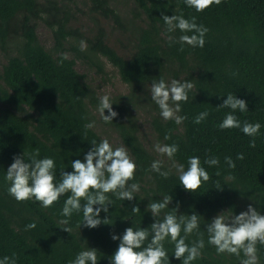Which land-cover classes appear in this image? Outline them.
<instances>
[{
  "label": "trees",
  "instance_id": "trees-1",
  "mask_svg": "<svg viewBox=\"0 0 264 264\" xmlns=\"http://www.w3.org/2000/svg\"><path fill=\"white\" fill-rule=\"evenodd\" d=\"M75 1L0 0V49L7 56L0 72V259L15 254L16 264H70L79 252L94 248L98 264H110L120 243L111 235L122 237L129 227L150 231L155 219L162 221L179 205L178 216H200L199 232L188 236L186 243L191 246L202 238L205 247L201 257L191 264H240L243 253L239 258L217 255L215 247L208 244L206 226L220 213L224 212L226 218L239 215L249 205L264 215V0H222L200 13L186 6L184 0H123L132 4L133 16L138 19V23L128 22L132 45L127 55L108 44L105 29L96 22L91 28L95 34L87 37L70 28L57 14L53 16L56 26L51 27L53 46L45 49L38 40L37 23L48 20L45 18L51 17L50 10H55L57 3H61L64 13ZM120 1L89 3L92 13L120 24L126 22L116 7ZM181 14L188 20L195 17L197 25L209 30L202 48L168 40L171 35L178 41L184 33L166 32L162 16ZM81 41L87 44L85 50H81ZM69 50L75 52L74 58L67 56ZM75 60L95 65L99 71L105 60L126 85L127 95L110 100L118 116L112 123H104L100 117V123L114 131L127 148L136 164L135 178L130 183L140 185L132 201H121L109 193L112 203L108 213L101 211L98 217L101 221L107 219V224L92 229L81 224L82 211L73 212L67 218L68 225L59 223L66 219L61 212L70 194L44 209L34 200L18 203L9 195L10 182L5 179L13 157L24 154L27 160L38 149L37 159L55 161V182L59 183L62 171H72L73 161L83 162L93 140H103L95 126L85 129L87 123L95 122L100 99L76 70ZM159 79L194 85L188 102H181L177 113L186 117L183 123L164 120L151 100V84ZM228 94L245 100L247 111L218 108ZM138 111L146 112L157 143L178 145L175 163L183 164L187 170L188 159L198 156L211 179L194 193L185 191L173 161L153 155L140 140ZM202 112H208L207 118L194 123ZM229 113L241 125L245 121L260 123L258 135L249 137L240 129L221 130L219 125ZM166 135L170 139L165 140ZM253 140L255 147L250 146ZM240 154L242 160L237 159ZM208 157L219 158V164L209 167L204 163ZM225 157L233 160L235 168H229ZM156 160L162 161L161 171L170 170L167 179L150 170ZM165 195H170L172 201L154 219L147 206ZM133 207H138L139 212L133 213ZM30 223L36 227L25 230ZM63 227L72 231L67 233ZM164 247L169 264H182L174 258V244L166 239ZM257 248L260 264H264V246L258 244Z\"/></svg>",
  "mask_w": 264,
  "mask_h": 264
},
{
  "label": "clouds",
  "instance_id": "clouds-1",
  "mask_svg": "<svg viewBox=\"0 0 264 264\" xmlns=\"http://www.w3.org/2000/svg\"><path fill=\"white\" fill-rule=\"evenodd\" d=\"M221 2L222 0H184L186 6L195 9L198 13L205 11L213 4L219 5ZM162 20L166 26V32L174 33L179 30L184 33L179 36L178 41L169 35L170 42H178L182 46L187 44L193 48L204 46V37L209 30L203 25H197L195 17L188 20L182 14L170 17L163 15ZM86 47V42L81 41V50H85ZM181 50H183L182 47ZM193 87L194 85L187 81L180 82L173 79L170 83H166L164 79H159L151 84V100L159 107L160 115L164 120H174L176 124H181L186 117L177 115V113L181 111V102H188V93ZM112 104L108 95L100 98L97 111L104 123H112L113 119L118 116V113L113 111ZM218 108H230L233 111L238 109L240 112H246L247 102L228 94L227 99ZM105 110L108 111V115H105ZM207 116L208 112L200 113L194 123L200 124ZM94 126L95 122H90L85 125V129H91ZM219 128L221 130L240 129L246 136L255 137L261 125L247 121L241 125L236 116L229 113L220 123ZM164 139L168 140L170 136L166 135ZM91 145L83 162L77 159L71 163V172H61L59 183L55 182V161L47 157L37 159L38 149L27 160L24 154L13 157V163L8 167L5 177L10 182L9 195L18 203L34 200L39 202L42 208L47 209L60 197L70 194L67 195L61 212V215L66 217L59 222L61 225H68L69 219L67 218H70L73 212L81 211L83 213L81 224L84 227L92 229L101 223L107 224V219L101 221L98 217L101 211L108 213V206L112 203L108 194L111 193L121 201H132L135 198L134 194L140 190L139 183H130L135 178L136 164L123 145L113 148L107 139L99 143L93 140ZM250 146L255 147L254 140ZM154 147L157 153L173 161L172 167L178 173L180 185L185 191L194 193L203 182L211 179L209 173L201 166L198 156L188 159V167L185 170L183 164H177L174 161L178 145L157 143ZM243 158V154L237 156V159L242 160ZM225 162L229 168H235V163L230 157H225ZM204 163L209 167L217 166L219 158L208 157ZM161 168L162 161L156 160L152 162L150 170L167 179L170 170L161 171ZM171 201L172 197L165 195L161 201L149 203L147 211L155 219L168 208ZM178 207L179 205L177 209ZM177 209L165 214L162 221L155 219L150 226V231L140 228L134 230L133 227H129L125 229L122 237L111 235L113 241L119 239L120 243L110 259V264H169L168 253L164 247L166 239L174 244V258L181 260L182 264H191L192 261L200 258L202 249L205 247L204 240L200 238L191 246L186 243L188 236L199 232L200 216L195 213L190 216L183 214L178 216ZM132 212H139V208L133 207ZM223 213L214 217L206 226L208 244L215 247L217 255L229 254L239 258L243 253L244 258L240 260V264H260L257 245L264 246V215H261L251 205L247 211L239 215L226 218ZM35 227V223H30L25 230ZM61 229L67 233L72 231L70 227ZM181 232L184 233L183 236ZM146 241L149 242L145 246ZM0 264H16L15 254L12 257L5 256L0 259ZM70 264H98L97 250L88 248L79 252Z\"/></svg>",
  "mask_w": 264,
  "mask_h": 264
},
{
  "label": "rangeland",
  "instance_id": "rangeland-1",
  "mask_svg": "<svg viewBox=\"0 0 264 264\" xmlns=\"http://www.w3.org/2000/svg\"><path fill=\"white\" fill-rule=\"evenodd\" d=\"M60 1V0H56ZM57 8H61V3ZM119 6H116L119 14L122 16L125 23L116 24L111 20H108L104 16L96 13H92L90 9L89 0H76L75 3H69L66 7L67 12L62 13V8L57 13V8L55 10L51 9L50 18H45L48 20L39 21L36 27V33L38 40L41 45L50 50L53 46V33L51 27L56 26L53 19L54 15L58 14V17L74 31L78 33L85 34L87 37H92L95 34V31L91 33V28L95 27L94 22L103 27L107 34L108 44L116 50L121 55H127L132 45V36L129 32V23L130 20H135L138 23V19L133 16L134 7L132 4L125 3L121 0ZM95 30V29H94ZM91 33V34H90ZM69 50L67 56L74 58L75 52L72 53ZM7 56L0 49V72L2 67L5 65ZM76 61V70L78 73L84 75L86 82L97 92L98 98L100 99L104 95H108L110 100L113 98H119V96L127 95L128 90L125 84H123L118 76L117 70L113 68L108 62L103 60L104 68L102 71H99L98 67L80 60ZM84 61V60H83ZM105 74V75H104ZM95 127L96 132L100 135L101 138L107 139L113 148L122 146V142L118 135L111 129L103 126L100 123V115L98 111L95 113ZM136 117L140 122V140L144 144L145 148L151 152L153 155L162 156L155 151V145L157 144L155 135L151 130L148 117L146 112L138 111ZM124 146V145H123Z\"/></svg>",
  "mask_w": 264,
  "mask_h": 264
}]
</instances>
